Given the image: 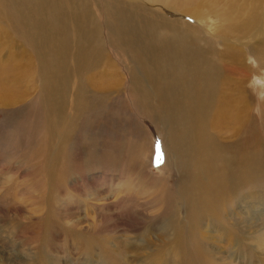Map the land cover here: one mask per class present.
Returning a JSON list of instances; mask_svg holds the SVG:
<instances>
[{"label": "bare ground", "instance_id": "bare-ground-1", "mask_svg": "<svg viewBox=\"0 0 264 264\" xmlns=\"http://www.w3.org/2000/svg\"><path fill=\"white\" fill-rule=\"evenodd\" d=\"M196 1L0 0V32L9 47H17L14 36L20 39L22 50H28L15 57L25 58L30 65L22 63L20 67L32 68L29 71H34L32 75L40 82L33 102L44 110L42 123L49 136L46 151L54 149L58 142H68L79 120L110 102L118 82L112 85L109 79L105 86L95 87L89 77L101 66H115L108 49L112 51L127 76L126 97L155 124L163 138L161 148L168 152L178 171L182 168L183 179L178 187L170 191L167 186L162 193L166 204L156 218L161 219L160 225L164 223L162 227L173 228L172 244L185 264H214L207 258L211 251L199 242L203 223H218L215 225L223 230L228 247L231 242L238 252L248 247L243 241V228L237 220L231 223L229 214L232 208L251 201L248 199L254 201L258 193L253 190L246 195L244 191H251L264 179V169L258 166L264 160L260 144L264 119L260 126H254L249 111L250 144L245 150L239 148L242 151L238 153L232 142H225L228 146L219 143L210 131L226 116L231 117L233 126L244 122L239 118V108L236 112L230 109L239 97L250 99L252 95L230 91L245 82V76L253 74V70L264 71V12L246 7L242 14L235 12L233 2L224 8L214 0H201L208 12L220 19L218 26L211 24L213 29L209 26L202 30L192 22H182L196 10ZM173 12L179 16L171 17ZM203 17L200 11L189 16L191 21ZM253 33L260 37L253 44L248 41L254 59L248 66L244 50L231 41ZM8 59L10 56L0 57L5 78L13 70V66L7 68ZM109 70L106 75H112ZM261 91L264 112V89ZM0 96V104L8 106L16 102L19 91L0 82ZM69 107L74 116L65 122ZM60 152L59 149L53 153ZM86 245L92 246L91 241ZM200 256L205 257L201 260Z\"/></svg>", "mask_w": 264, "mask_h": 264}, {"label": "rangeland", "instance_id": "rangeland-1", "mask_svg": "<svg viewBox=\"0 0 264 264\" xmlns=\"http://www.w3.org/2000/svg\"><path fill=\"white\" fill-rule=\"evenodd\" d=\"M198 1L196 10L189 16L200 11L204 17L191 21L187 16L182 22H192L202 30L209 26L213 29L211 24L218 26L219 17L215 18L203 2ZM214 1L224 8L233 2L235 12L242 14L246 7H257L264 12V0L254 3L252 0ZM170 16L179 15L173 12ZM0 37V57L10 56L5 63L7 68L13 66L12 75L6 78L0 69V82L19 91L16 102L8 106L0 104V264H46L45 260L48 264H185L172 244L173 228L166 219L168 226L162 227L164 223L160 225L161 219L156 218L166 204L162 193L167 186L170 191L178 187L183 179L182 168L178 171L174 161L169 160L168 152L161 148L163 138L158 135L155 124L126 97L125 91L129 88L124 80L127 76L112 51L108 49L115 66H101L89 77V83L95 87L105 86L109 79L112 85L118 82L110 102L79 120L68 142L53 144L54 149L50 147L46 151L49 136L42 123L44 110L33 102L40 82L32 75L34 71H29L32 68L20 67L22 63L30 65L29 62L15 57L20 51L25 54L28 50L23 47V51L20 39L14 36L16 48L9 47L1 32ZM259 37L258 33H253L231 41L244 50L248 66L254 63L248 41L253 44ZM108 70L112 75H106ZM245 78L246 81L230 93L245 91L252 96L250 99L239 97L230 112L239 108V118L244 122L248 119V124L233 126L231 117L226 116L210 129L219 143L232 142L237 153L250 144L249 111L254 126H260L264 119L261 107L264 71L253 70V74ZM66 112L63 120L69 122L74 116L73 110L69 107ZM262 133L260 144L264 150ZM244 135L247 137L241 139ZM137 146L143 148L137 150ZM59 149L60 154L55 155L53 152ZM258 166L264 169V160ZM263 188L264 179L251 191H244L246 194L255 190L257 199H248L251 201L245 202L243 207L230 210L229 221L240 223L243 241L248 245L241 252L234 249L232 242V247H228L223 230L215 225L218 223H203L199 242L211 251L207 258L214 264H264ZM88 241L92 246L86 245Z\"/></svg>", "mask_w": 264, "mask_h": 264}]
</instances>
